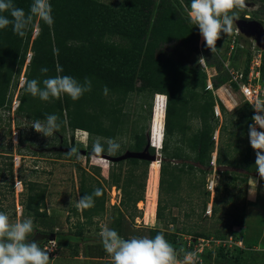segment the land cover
Masks as SVG:
<instances>
[{"label":"trees","instance_id":"trees-1","mask_svg":"<svg viewBox=\"0 0 264 264\" xmlns=\"http://www.w3.org/2000/svg\"><path fill=\"white\" fill-rule=\"evenodd\" d=\"M31 2L32 0H13L15 6L24 9L26 13ZM49 2L54 20L51 26L36 18L34 26L30 27L24 37L16 35L11 25L0 29V109L10 112L14 90L18 86L23 67L25 78L29 80L42 81L47 77L69 75L83 83L88 78L91 80V91L76 101L67 95L42 101L28 94L22 86L17 95L15 112L29 122H43L46 115H57L61 128L54 136L62 137L61 144L64 146L67 145L64 133L79 129L88 133L89 148H93L91 141L95 137L101 138L99 141L105 149L107 142L103 139L128 137L127 149L142 151L148 143L150 129L146 122L152 116L151 99L155 94L163 96L165 109L162 115L163 138L155 216L165 224L174 223L176 218L168 219L164 211L178 206L173 200L181 194L184 178L191 189L204 185L203 180L210 169L209 161L214 149L211 135L217 125V117L213 111L215 98L206 88V73L197 61L189 59V54L198 51L200 34L198 27L190 23L185 10V5H190L191 0H121L117 6L99 0ZM35 27L37 33L33 36ZM224 37L222 35L217 41L215 52L211 53L209 50L213 59H217L218 70L224 69L218 52ZM238 49L239 47L236 52ZM29 52L31 57L28 64H25ZM248 58L249 56L246 59ZM207 63L212 64L209 60ZM57 66L62 67L63 72H57ZM45 67L48 72L42 74L41 68ZM227 79L226 71L214 76L213 86L217 87ZM261 79L264 83V51ZM105 87L108 89L107 95L103 94ZM133 95L140 99V108L144 102L147 104L143 118L136 109L130 113ZM218 103L221 111L227 115L226 109L219 101ZM194 121L197 123L193 124ZM5 124L6 135L11 141V124L9 120ZM250 124L251 109L247 103H242L220 133L216 164L219 167H243L246 170L241 177L239 172L229 171L227 168L217 170L228 174L233 182H246L248 178L252 155L248 139ZM23 139L24 135L21 134L18 144ZM120 146L123 147L124 144L120 143ZM11 148L12 143L8 142L7 150L4 151L7 162L4 167H0V180L9 182L10 192L14 190ZM148 150L150 153L155 152V148L150 145ZM65 155L72 157L69 152ZM111 156H118V152ZM148 165L149 161L137 158L112 162L105 178L100 175L98 166L90 165V169H86L77 164L80 171L79 199L91 194L96 188L102 190V195L94 198V207L76 210L78 220L75 226L78 230L75 233H59L55 229L59 227V222L47 212L45 188L36 181L23 182L26 193L20 201L23 214L33 218L39 239L44 237L48 242L54 237L53 240L62 248L61 252L66 246L71 256H77L80 243L88 240L81 235L80 229L84 224L90 225L95 219L104 216L108 210L107 190L114 186L120 191V196L119 202L109 208L115 214L111 229L127 239L123 224L141 215L137 202L144 198L147 172V194L151 197L153 192L151 182L154 170L149 168L148 171ZM205 194L207 199L209 193ZM241 214V218H237L234 223H223V227L229 230L233 224L242 225L244 211ZM148 233L149 238L163 233L177 251L183 248L174 232L165 233L162 229L151 228ZM216 235L223 238L226 234L220 232ZM195 236L207 235L197 233ZM39 241L38 243L41 242ZM207 252L203 253L204 258L210 257ZM239 256L238 253L236 258Z\"/></svg>","mask_w":264,"mask_h":264},{"label":"rangeland","instance_id":"rangeland-1","mask_svg":"<svg viewBox=\"0 0 264 264\" xmlns=\"http://www.w3.org/2000/svg\"><path fill=\"white\" fill-rule=\"evenodd\" d=\"M99 1L117 6L121 0ZM245 3L246 7L243 9H234V12L238 17L235 20L234 28L239 27L237 21H248L244 24L243 21H241V24L247 31V34L246 32H240L238 28L239 34L237 35V41L239 43V49L236 54H231L227 57L226 47L228 46L230 34H226L224 42L218 50L220 57H225V60L227 59V61L234 66L243 65L246 58L250 55L253 44L256 43L259 45L258 40L264 38V2L262 0H245ZM251 21L257 22L251 30L252 33L248 31V27L252 26ZM36 33L37 28L35 27L33 30V36ZM199 41H203L200 34L198 43ZM260 48L264 51V45ZM29 53H27L25 64H28L30 60H27ZM200 55V50H198L197 53L189 54V59L198 62ZM202 55L205 58L206 63L207 60L211 61V65L207 64L215 69V77L225 72V69L223 68L218 70L217 59H213V56L209 53V50L204 47V44L202 47ZM24 71L25 68L23 67L19 75L20 79L18 81V86L14 90L10 112L0 109V167H4L7 162V159L5 158L6 156H4L7 154H5L4 151L7 150L8 142H11L14 180V190L12 192L9 190V182L0 180V212L6 213L11 222H16L22 218H28L29 216L23 214V208L20 205V201L22 200L21 198H24L26 195L23 182L36 181L45 188V208L47 212L53 215L59 222V227H56L55 229L58 230L59 233H75L78 230L75 226V223L78 220L75 212L78 209L76 207V203L79 200L78 181L80 172L76 165L79 164L81 167L86 169H90V165L98 166L100 169V175L107 178L112 161L103 157H98L94 154L93 148H89L88 146L90 143L88 140L89 135L88 133L83 132V130H74L73 132L69 130L66 131L64 133V137L67 145L64 146L61 144L62 137L59 136L58 138L57 135L44 137L41 134L36 133L31 128L32 122H29V120L16 114V107L14 108V103L16 101L18 105L17 95L20 92L19 88L22 87V75L25 77ZM212 94L214 98L219 101L218 96L214 93ZM237 100L240 104L234 110L229 111L223 105L227 111V115H224L221 109L220 117L214 115L217 117V125L215 129L219 130V139L222 127L228 122L229 118L232 117V114L241 105V98L238 95ZM151 101L152 113H154L151 116L152 121L149 120L146 122V124H149V129L152 122V145L150 146L155 148V152L161 153L163 138L162 115L165 109V101L163 96L158 94H155ZM140 102L141 101L138 97L134 95L132 96L130 101V113L136 109L139 111L140 117L143 118L146 114L147 104L144 102L142 108H140ZM7 120H9L11 129L13 130L11 135L13 132L17 133V138L15 139L12 137L11 141L8 139L5 132V123ZM194 123L197 122L194 121L193 124ZM21 134L24 135V139L18 144V138ZM97 140H101V138L95 137L91 141V144L93 145ZM108 140L110 139H103L105 142ZM112 140L117 142L119 145L120 143L124 144V146H120L117 151L118 155L123 154L128 150V137H118ZM73 147L78 149V154H73L72 157H67L65 153L69 152ZM19 153H22V155ZM105 153L108 152L105 151ZM255 158V152L252 149L251 166L246 182H242L240 180L233 182L229 178L228 174H223L220 171H217L218 169L222 170L227 168L229 171L239 172L241 177L243 176V173L246 172L243 167H219L217 164L215 169L210 166V169L205 174L203 180L204 185H201L200 188H189L187 179L184 178L182 182V189L185 190L181 192V194H178V197H175L173 200L174 202H181V204L177 207L172 206L170 209L164 211V214L167 215L168 219L170 217L176 218L175 222L171 224H165L160 219H157L156 216H153L155 215L153 214L154 206L156 213L158 198L157 186L159 178V162L154 160L150 166L148 165V171L149 168L154 170L151 182L153 192L151 193V197L147 194V172L144 198L137 202V208L141 209V215L139 217H135L131 221L127 220L126 223L123 224V232L125 233V236H128L126 238L130 239L132 237L145 236L149 238L148 231L151 228H160L165 233L174 232L176 233L177 240H181L183 235L195 236L197 233L217 237L216 233L224 232L227 234L235 225L238 226V224H233L229 230H226V228L223 227V223H234L237 218H241V212L244 211L243 224L239 225L245 226L242 230V237L245 244L243 251L240 252L238 248L234 247L233 249L231 248L230 251L225 252L223 247L214 246L212 243V246L208 249L209 252L206 251L207 253H210V257H203L201 263L199 264H264V254L257 250L253 251V248H251L263 240L264 233V179H260L258 173L256 172ZM212 175H214L216 182L215 192L212 198L211 194H208L207 199H205V192H207L205 184L207 179ZM254 180L256 181V191L254 195H250L249 189H255ZM107 196L108 210L105 212L104 216L101 219H95V221L90 225L84 224L80 229L81 235L88 240L80 243L78 246V255L71 256L70 250L66 246H64L65 248L62 250L63 252H61L60 250L62 248L56 244L55 250L50 253V259H52L51 264H112L111 257L103 249L100 237V232L103 226L107 225L110 229L112 228V218L115 216L111 209H109L112 203L110 202L112 196L111 187L107 190ZM204 199L206 200L205 207L203 206ZM210 203L211 212L206 213L207 206ZM147 206H150L149 210L147 209ZM150 217H153V222ZM33 223L35 231L29 237V241L38 242L40 240V246L43 248L48 245V243L45 241L46 238L42 237V240L38 238V232L36 229L37 226L34 221ZM237 226L235 227L237 228ZM223 253L225 255H222ZM238 253L240 256L239 258H236Z\"/></svg>","mask_w":264,"mask_h":264},{"label":"clouds","instance_id":"clouds-1","mask_svg":"<svg viewBox=\"0 0 264 264\" xmlns=\"http://www.w3.org/2000/svg\"><path fill=\"white\" fill-rule=\"evenodd\" d=\"M244 7L245 0H191L190 5H185V10L190 23L198 27L205 47L212 53L216 51V44L221 36L233 32L235 20L238 18L234 9ZM5 13L8 15H4ZM36 18L48 26L54 23L49 0H32L27 13L16 7L13 0H0V29L11 25L16 35L24 37L30 27L34 26ZM204 60L202 56L199 58V61ZM56 70L63 72V68L59 66ZM47 72L46 67L41 68L42 74ZM22 86L28 94L42 101L59 99L62 95L76 101L91 91V80L85 78L81 83L72 76L57 75L42 81L25 78ZM107 93L108 89L105 87L103 94ZM251 106L254 115L248 127V139L255 152L256 172L260 179H264V99L256 97ZM59 119L55 114H48L43 122L33 121L31 128L44 137H52L60 131ZM119 148L120 145L114 140L107 141L106 149L99 140L93 144V152L96 154L104 151L115 154ZM73 154H78L75 147L69 151V155ZM254 182L255 189H249L250 195H254L256 191V181ZM101 195L102 190L96 188L91 194L80 197L76 207L81 211L90 209L94 207V198ZM34 231L31 217L11 222L6 213L0 212V264H51L50 253L53 248H41L40 243L29 241ZM100 237L103 249L111 257L112 264H198L197 253L194 251L181 249L183 259H178L180 253L165 239L163 233H158L154 238L145 236L124 239L116 230L105 225ZM49 241L54 244L53 240Z\"/></svg>","mask_w":264,"mask_h":264},{"label":"built area","instance_id":"built-area-1","mask_svg":"<svg viewBox=\"0 0 264 264\" xmlns=\"http://www.w3.org/2000/svg\"><path fill=\"white\" fill-rule=\"evenodd\" d=\"M239 34L238 28H234L233 32L230 34V37L228 39V46L226 47L227 57H229L231 54H234L236 52V48L239 47L237 35ZM204 42L199 41L197 44L198 50H200V57L202 55V47ZM262 52L263 49L260 48L259 45L256 43L253 44L249 58L246 59L241 66H234L232 65L227 59L225 60V57H222V62L224 69L227 73V81L221 83L219 86L214 87L212 83V78L214 77V74L216 73L215 69L211 66H209L206 61H199L198 58V64L202 70L206 73V88L210 90L212 93L216 94L218 96L219 102L224 105L227 110H234L240 103L237 100V95L241 98V104L247 103L251 109V123H252V117L254 115V109L251 106L252 101L256 97H260L261 99H264V83L261 79V65H262ZM31 53L28 54L27 60L30 59ZM208 65V66H207ZM24 76L22 75V79L24 80ZM23 82V81H22ZM21 82V85H22ZM215 89V90H214ZM223 91L224 99L219 95L218 91ZM15 107H17V103L15 101ZM214 115L217 117L221 116L220 113V105L218 103V100L215 99V105L213 107ZM13 138H17V133L13 132L12 134ZM212 141L214 143V149L211 152V157L209 164L211 167L216 166V155H217V146L219 141V130L215 129L212 132L211 135ZM20 186V185H18ZM215 178L214 175L209 177L207 179V182L205 184L207 192L211 194V198L214 195L215 192ZM118 190L113 186L111 187V199L110 201L113 203L115 202V198L118 195L119 199V193H117ZM211 212V203L208 204L206 213ZM241 227L237 226V228L234 226L231 231H229L223 238L216 237V236H193V235H183L180 242L183 245V250L185 251H194L197 253V259L198 264L201 263L203 259V253L208 251V249L212 246L213 243L214 246H221L224 248V251H230L232 248H238L243 249L245 247L243 237L241 234ZM54 241V240H53ZM48 245L44 246L43 248H53L55 250L56 248V242L50 243L48 240ZM252 250L254 251H261L264 252V233H263V240H261L260 243L255 245ZM180 249V250H181ZM180 250H178V253H180ZM178 259H183L182 253H180Z\"/></svg>","mask_w":264,"mask_h":264},{"label":"water","instance_id":"water-1","mask_svg":"<svg viewBox=\"0 0 264 264\" xmlns=\"http://www.w3.org/2000/svg\"><path fill=\"white\" fill-rule=\"evenodd\" d=\"M241 21H243V20H239V21H237L238 22V28H239V30H240V32H246V34H247V31L245 30V28L242 26V24H241ZM247 20H244L243 21V24L246 22ZM248 22V21H247ZM251 24H252V26L250 27H248V31L250 32V33H252L251 32V30H252V28H253V26L254 25H256L257 24V22L256 21H251ZM261 47V46H260ZM153 108H154V106H153ZM154 113V112H153ZM152 113V114H153ZM152 121V120H151ZM151 128H152V122H151V125H150V131H149V135H148V143H147V145L144 147V149L142 150V151H130V150H127V151H125L123 154H120V155H118V156H111V155H108V154H105V153H102V154H96V153H94L96 156H98V157H103V158H105V159H108V160H110V161H112V162H117V161H121V160H126V159H128V158H137V159H141V160H147V161H149V165L154 161V160H157L158 162H160L161 161V153H157V152H155V153H150L149 152V150H148V146L149 145H152V141H151ZM51 240H53L54 239V237H51L50 238Z\"/></svg>","mask_w":264,"mask_h":264},{"label":"crops","instance_id":"crops-1","mask_svg":"<svg viewBox=\"0 0 264 264\" xmlns=\"http://www.w3.org/2000/svg\"><path fill=\"white\" fill-rule=\"evenodd\" d=\"M163 128V127H162ZM77 130H79V129H77ZM82 131V130H81ZM83 132H86V131H83ZM87 133V132H86ZM157 188H158V186H157ZM116 190H118L117 188H116ZM185 189H181L180 191L181 192H183ZM117 193H119V196H120V191L118 190V192ZM111 202V201H110ZM119 202V199H118V195L116 196V198H115V202H113V203H111V205H113V204H117ZM177 205L179 206L180 204H181V202H178L177 201ZM175 207H177V206H175ZM153 214H155V206H154V213ZM153 216H155V215H153ZM155 218V217H154ZM138 219V218H137ZM150 219L152 220V222H153V217H150ZM139 220V219H138ZM153 224V223H152ZM235 226H237V225H235ZM239 226V225H238ZM242 229H240L241 230V234H242V230L245 228V226H242L241 227ZM160 229V228H159Z\"/></svg>","mask_w":264,"mask_h":264},{"label":"flooded vegetation","instance_id":"flooded-vegetation-1","mask_svg":"<svg viewBox=\"0 0 264 264\" xmlns=\"http://www.w3.org/2000/svg\"><path fill=\"white\" fill-rule=\"evenodd\" d=\"M243 18H244V17H243ZM258 44L261 45V46L264 45V38L259 39V40H258Z\"/></svg>","mask_w":264,"mask_h":264},{"label":"bare ground","instance_id":"bare-ground-1","mask_svg":"<svg viewBox=\"0 0 264 264\" xmlns=\"http://www.w3.org/2000/svg\"><path fill=\"white\" fill-rule=\"evenodd\" d=\"M219 95L224 99L223 91L222 89L218 91Z\"/></svg>","mask_w":264,"mask_h":264}]
</instances>
